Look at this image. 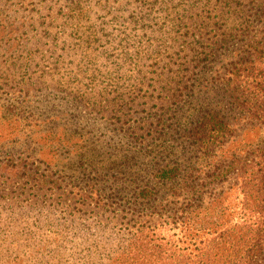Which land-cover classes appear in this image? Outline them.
Here are the masks:
<instances>
[{
	"label": "trees",
	"instance_id": "16d2710c",
	"mask_svg": "<svg viewBox=\"0 0 264 264\" xmlns=\"http://www.w3.org/2000/svg\"><path fill=\"white\" fill-rule=\"evenodd\" d=\"M0 102V264H259L264 0H0Z\"/></svg>",
	"mask_w": 264,
	"mask_h": 264
},
{
	"label": "rangeland",
	"instance_id": "374dc122",
	"mask_svg": "<svg viewBox=\"0 0 264 264\" xmlns=\"http://www.w3.org/2000/svg\"><path fill=\"white\" fill-rule=\"evenodd\" d=\"M226 60V59H225ZM229 61V58H228ZM2 103L0 102V144L11 142V140L17 137L19 140L22 138V143L20 148L25 150L24 147V138H26L29 133L36 129L39 131H44V128L36 127L34 123L31 125H24L25 123H29V113L31 110L28 109L26 111L19 112L16 109V114L18 116L26 117L24 121L21 122L20 119H11L8 117H4V111L1 108ZM67 111L72 110L71 107L66 108ZM232 125L234 126V133L231 137V141L229 142L230 147L239 151L240 156H249L254 157L258 155L264 154V120H260L254 118L253 116L249 115L245 112H239L235 110L232 112ZM33 125V127H32ZM23 128V129H22ZM18 133H25V137L19 136ZM39 142L31 143L29 145H33L32 147H42L44 148L42 152V158L44 159H51L54 153H50V148L46 145L45 135H41L39 137ZM19 149V148H17ZM28 151V150H26ZM31 151V150H29ZM20 152V151H19ZM24 155V154H23ZM228 200L233 202V198L229 197ZM259 264H264V255L263 257L259 258Z\"/></svg>",
	"mask_w": 264,
	"mask_h": 264
}]
</instances>
